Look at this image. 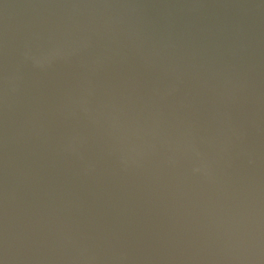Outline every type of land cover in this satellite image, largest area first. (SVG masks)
Masks as SVG:
<instances>
[{
    "label": "water",
    "instance_id": "1",
    "mask_svg": "<svg viewBox=\"0 0 264 264\" xmlns=\"http://www.w3.org/2000/svg\"><path fill=\"white\" fill-rule=\"evenodd\" d=\"M3 264H264V0H0Z\"/></svg>",
    "mask_w": 264,
    "mask_h": 264
},
{
    "label": "snow or ice",
    "instance_id": "2",
    "mask_svg": "<svg viewBox=\"0 0 264 264\" xmlns=\"http://www.w3.org/2000/svg\"><path fill=\"white\" fill-rule=\"evenodd\" d=\"M0 264H3V261L2 260H0Z\"/></svg>",
    "mask_w": 264,
    "mask_h": 264
}]
</instances>
